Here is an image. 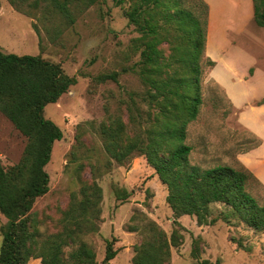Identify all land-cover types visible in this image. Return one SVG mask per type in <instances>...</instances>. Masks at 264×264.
Returning <instances> with one entry per match:
<instances>
[{"label": "rangeland", "instance_id": "1", "mask_svg": "<svg viewBox=\"0 0 264 264\" xmlns=\"http://www.w3.org/2000/svg\"><path fill=\"white\" fill-rule=\"evenodd\" d=\"M132 0H100L75 10L70 21L48 9L43 0H0V50L19 55H41L59 63L64 72L77 78L56 103H49L45 117L62 130L63 138L54 143L51 159L46 165L50 175L49 191L36 199L32 217L42 235L61 230L63 212L69 207L72 192L81 195V187L96 181L103 189L97 232H83V239L96 251L98 264H133L134 247L146 238L143 227L148 220L156 221L170 237L174 230L173 211L166 201L167 188L153 167L139 153L127 164H120L105 147L100 127L113 117L121 116L127 132L135 133L128 122L127 104L133 92L143 91L136 69L140 51L133 40L141 33L130 23L126 11ZM221 15L236 19V6L228 1ZM247 17V15H246ZM167 54V45H162ZM208 58L214 65L207 63ZM202 94L204 103L198 117L188 125L186 143L193 149L191 163L202 168L219 165L241 167L238 152L255 139L240 127L225 88L218 74L231 79L241 76L248 66L246 78L254 68L264 71V27L253 17L246 21L209 22L204 51ZM220 64V66H218ZM230 64L234 69L227 67ZM118 73L117 80L103 75ZM253 89L264 90L257 81ZM136 129V128H135ZM257 143V142H255ZM27 138L0 112V160L6 167L20 161ZM117 188H126L132 195L122 201ZM250 192L264 205V186L250 180ZM228 207L211 204L210 224L200 225L196 217L179 218L183 242L171 247L170 264H195L209 259L217 264H264V230H255L236 217L224 218ZM7 218L0 212V248L2 226ZM138 226V230H132ZM82 232V231H81ZM199 238L200 258L193 254L194 240ZM115 238L118 253L104 262L106 240ZM75 248H64L65 255ZM27 264H43L31 258Z\"/></svg>", "mask_w": 264, "mask_h": 264}, {"label": "trees", "instance_id": "2", "mask_svg": "<svg viewBox=\"0 0 264 264\" xmlns=\"http://www.w3.org/2000/svg\"><path fill=\"white\" fill-rule=\"evenodd\" d=\"M43 1L49 10L72 21L73 7L82 11L100 0ZM253 5V19L264 27V0H253ZM126 14L141 33L132 46L140 51L135 65L145 89L133 92L127 104L128 122L136 128L133 135L121 116L102 124L100 130L106 150L118 163L127 164L136 153L146 158L167 188L175 226L169 237L156 221L148 220L141 227L146 238L134 247L133 264H170L171 247L183 242L179 218L187 214L200 225L210 224L212 203L228 207L224 218L236 217L255 230H264V205L249 190L251 179L261 183L248 168H202L190 160L188 125L204 103L209 4L205 0H132ZM162 45H167V54ZM207 63L214 65L210 58ZM117 76L101 79L117 80ZM76 83L77 78L67 75L59 63L41 55L0 50V112L27 138L18 163L6 167L0 160V212L8 220L1 229L0 264H27L31 258H40L43 264H98L96 251L82 237L84 231L99 230L103 189L96 181L84 182L81 195L72 192L60 231L43 236L31 214L36 199L49 191L46 165L55 141L63 138V130L45 117V107ZM258 103H264V98ZM131 195L126 188L116 189L122 201ZM70 245L75 248L66 256L64 248ZM117 253L115 238L107 239L104 262ZM200 253L197 237L192 254L199 259ZM195 264L217 263L203 259Z\"/></svg>", "mask_w": 264, "mask_h": 264}, {"label": "crops", "instance_id": "3", "mask_svg": "<svg viewBox=\"0 0 264 264\" xmlns=\"http://www.w3.org/2000/svg\"><path fill=\"white\" fill-rule=\"evenodd\" d=\"M210 7L209 22H238L246 21L247 17L254 15L253 0H230L234 1L237 14L236 19L226 20L221 15L228 9L229 0H205ZM247 15V17H246ZM256 62L251 63L247 70L236 79H231L222 74H218V82L225 88L234 109H236L238 124L249 135L254 137V141L247 147H243L237 154V159L248 168L256 179L264 186V103H258L264 98V90H255L253 86L257 81L264 83V71L256 67L254 74L246 78L248 69ZM220 66V64H218ZM228 69L234 68L227 64ZM257 142V143H255ZM183 216V215H182ZM180 221V220H179Z\"/></svg>", "mask_w": 264, "mask_h": 264}]
</instances>
